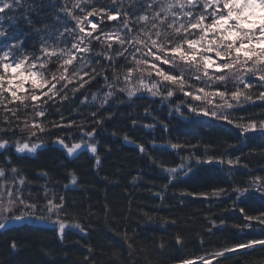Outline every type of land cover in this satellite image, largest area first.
<instances>
[{
	"label": "trees",
	"instance_id": "16d2710c",
	"mask_svg": "<svg viewBox=\"0 0 264 264\" xmlns=\"http://www.w3.org/2000/svg\"><path fill=\"white\" fill-rule=\"evenodd\" d=\"M94 2L105 7L110 4V0ZM64 3L65 0H26L23 8L9 14L15 19L3 20L4 26L12 35L23 39L24 48L29 53L41 55L44 59L46 56L40 53L42 38L50 45V52L55 47L58 53L56 34L64 32L65 27L75 28L77 33L79 31L76 22L59 11ZM147 3L148 0L143 2L122 0V6L132 21H135L137 16L145 14L151 19V11L159 10L157 5H153L152 10H147ZM68 7L71 9V3ZM201 9L202 5L198 6L197 11ZM88 10L90 9L86 11ZM74 11L78 13L79 9ZM175 11L178 26L187 18L179 9ZM207 11L210 12L209 9ZM2 15L4 17V14ZM83 15H86V12ZM57 16L60 17L59 20L56 19ZM25 17L30 18L31 23H28ZM122 19L123 16L117 20L103 19L102 24H97L101 17L87 16L86 21L81 22V26L85 28V33L92 31L95 36L102 27L110 32ZM211 19L208 17L204 21L205 24L211 23ZM88 21L95 22L97 29L93 30ZM144 23L146 22L140 21L139 24L133 23L130 26L136 28ZM45 25H48L49 29L43 33L34 30L44 29ZM65 38L68 41L73 39L67 33H64L61 40ZM195 38H198V35ZM112 39L115 40V37ZM8 43L9 40L0 38V48ZM112 43L114 48L118 47L116 43ZM68 47L70 48V43ZM184 47L186 49L187 45ZM103 50L94 41L93 52L78 54L85 57L84 73L72 77V83H69L61 93L67 94L66 99H61L60 95H57L55 97L57 106L47 105L48 109L55 111L49 113L47 109L46 116L38 119L42 124L56 121L63 125L64 121L59 120L61 117L67 121L72 118L90 130L93 127L91 113L97 112L96 119L103 116L102 124L95 126L93 141L97 146L96 155L100 157V165L96 162L95 156L88 152L76 160H69L65 151L53 146L52 141L56 135L64 137L69 131L73 142H80L81 133L75 127L54 128L51 129L50 135L37 131L30 140L40 143L43 147L39 148L34 156L19 154L15 147H10L7 151L0 149V167H4L6 177L0 178V184L14 189H23L21 180L24 181V188L28 183L37 184L40 188L37 193H26L27 196H24L22 191V197L25 203L35 201L41 206L45 202L46 193L50 196L53 193L65 196L69 215L78 217L79 222L85 225V231L66 229L63 240L58 237L57 229L33 223L0 231V264H182L185 259L198 261L196 258L205 255L206 252L231 247L239 241L264 239L262 231L264 226L257 221H244L239 212V207H244L249 214H258L262 207L260 201L253 197L246 204L233 207V199L230 198L235 196L232 192L235 186H243L256 178H264V138L257 133L249 132L246 135L254 138L242 142L237 138L238 130L226 121H211L199 111H190V104L199 107L206 105L202 101L192 100L191 96H185L176 85L169 84L174 92L172 97L166 99L161 95H157L156 98L149 97L150 93L138 80L140 76L138 72H133L127 81L124 75H121L120 83L116 86L127 90L132 88L136 91L134 98L128 96L127 90L116 91L105 103V95L111 90L108 86L111 83V73L101 72L92 79L85 75V72L91 74L92 68L99 67L97 61L107 68L109 62L95 55L96 52ZM87 57L90 58L89 64ZM51 59L53 63L47 67L56 71L58 67L55 63L56 56L53 55ZM149 59L151 60V57ZM73 62H75L71 65L73 68L81 63L79 59H74ZM120 63H124L122 58ZM161 67L167 69L169 66ZM61 70L63 71L60 69L57 76ZM117 70L121 71L119 68ZM203 71L201 67L198 73L201 76L200 80L188 78L186 75L188 83L184 91L193 95H203L198 92L201 87L205 88V91L216 90L208 85L209 78L203 76ZM71 72L70 69L68 73ZM105 74L110 77L107 82L103 79ZM143 75V83L147 84L149 77L146 72ZM152 75L157 76L154 71ZM211 75L214 73L209 74V77ZM248 77L252 81L251 88L245 89L244 84H239L238 87L245 94H253L251 101L238 105L233 102L230 95L225 97L234 105L233 109H227L226 112H230L232 117H243L244 120L241 122H246L249 118L259 120L262 118L260 114L264 113V101L257 99L259 92L264 89L257 83L258 77ZM47 78L52 81L50 75ZM81 79L88 81L83 87L79 86ZM189 84L193 87H189ZM234 84V81L228 82L227 88L230 92L235 90ZM74 86L76 91H72ZM219 89L225 90L223 86ZM30 94L31 92L27 90L19 96ZM163 95L166 97V92H163ZM4 96L5 102L0 105V128L9 127L7 119L13 122V126L19 127L14 133L0 132V136H5L10 142L24 139L20 129L24 128L27 120L29 128H24V132L30 131V126L35 121L30 112L32 107L25 109L19 101H12L10 95ZM211 98H214L217 104H223L219 96ZM26 103L33 104L30 100ZM102 103L103 107H100ZM180 104L193 114L175 110L177 107L181 109ZM160 105L165 111L156 116L153 114V108ZM10 109L16 110V116H12L11 111H8ZM133 121L136 122L135 125ZM125 135L128 140H125ZM157 143L161 145H156ZM139 144L145 145L149 152L148 156L139 152L137 147ZM172 144L179 147L173 149ZM225 152L228 155L222 156ZM208 155L213 156V163H196L197 159L206 161ZM190 156L189 161L187 158ZM182 157L185 158V163H192L193 172L186 176L182 175L179 180L168 184L169 174L162 171V168L177 167ZM237 157L239 161L235 162ZM221 158L224 160L223 164L215 162ZM229 158L234 161L232 165L227 163ZM6 160H10L11 163L7 164ZM12 167L17 169L15 176L11 171ZM72 174L76 176V183H72ZM165 184L168 185L166 190L163 188ZM220 189H223V192L213 195ZM3 192L4 188L0 187V193ZM18 207L17 214L27 212V209L22 210L23 206ZM38 215L39 212L33 210V214L28 217L36 219ZM55 219L53 217V220ZM246 223H251L253 227L244 229L239 227ZM177 236L181 238L179 244L176 242ZM201 240L204 241L203 246ZM13 241L17 245L15 250L11 248ZM238 252L239 255L231 254V258L222 260L221 264H264V250L259 247ZM212 264H216L215 259Z\"/></svg>",
	"mask_w": 264,
	"mask_h": 264
},
{
	"label": "snow or ice",
	"instance_id": "6c2138e0",
	"mask_svg": "<svg viewBox=\"0 0 264 264\" xmlns=\"http://www.w3.org/2000/svg\"><path fill=\"white\" fill-rule=\"evenodd\" d=\"M143 2V0H142ZM26 0H0V14H4L3 18H0V38L9 40L10 43L0 48V105H3L6 97L5 92L11 91L12 101H19L25 109L32 107L33 114L35 116L44 117L45 109L43 106H37L34 103L29 105L26 101L35 102L40 99V96H47V100H42L41 105H47L49 100L55 103V97L60 95L61 99H66L67 94L63 93V90L67 88L69 83H72V77L76 76L81 69L86 67L85 57L79 56V53H91L93 52V42H97L103 51L96 52V56L105 58L109 63L107 68L105 65H99L98 68H92L91 74L85 72V75H89L92 79L95 75H99L101 72L111 73V83L109 88L111 89L104 98L106 103L108 97L113 96L116 91L124 92L126 88H117L116 86L120 83V76L124 75L125 81L129 80L133 72L140 73L138 80L143 87L155 97L161 95L162 98L172 97L174 92L169 84L178 86V90L183 92L185 96H191L192 100L203 101L206 106H192L189 105V109L192 112H201L204 116L214 117L216 120L226 121L227 124L232 125L234 129L238 130L237 138L242 142L254 137H249L246 134L249 132L257 133L264 138V113H261V119L255 120L249 118L246 122L243 117H232L230 112H226L227 109H233L234 105L229 103L226 96L230 95L233 101L236 103L243 104L252 100V93L245 94L239 87V84H244L245 89H250L252 81H246V76L258 77L257 83L260 84V88L264 89V47H256L253 43L254 38L259 44H264V15H257V10L264 13V0H148L147 10H152L153 5H157L158 11H151V19L149 15H139L135 18V21L129 19L128 12L122 6V0H110L108 7L104 5H97L94 0H65V3L60 7L59 11L64 13L65 16L70 17L76 22V27L79 29L78 33L75 28H64V32L56 34V43L59 45V52L57 53L56 48L53 47L52 51H49L50 45L47 40L42 38V47L40 53L46 58L42 59L41 55L35 53H29L23 45V39L12 35L8 28L4 26V19H15L14 16L9 14L16 12L18 9L24 7ZM71 3V9L68 4ZM202 5V9L197 11L198 6ZM222 6V7H221ZM179 8L180 13L187 19L179 23L177 26V11ZM187 10L185 11V8ZM212 8L211 12H208V8ZM76 9H79L77 13ZM87 9H90L86 11ZM27 9H25V12ZM86 12V15H83ZM115 13V15H113ZM87 16H99L101 20L98 23H103V19L117 20L123 16V19L119 21L118 25L112 28L109 32L106 28H100L98 34L93 35L92 31L85 33V28L81 26L82 21H86ZM171 17V19L169 18ZM211 17V23L205 24L204 21ZM27 22L31 23L30 18H27ZM60 19L59 16L56 17ZM140 21L146 23L139 25V27H132L133 23L139 24ZM66 23V21H65ZM88 23H91L88 21ZM226 26V27H225ZM91 27L93 30L97 29V24L92 23ZM49 29L48 25L44 26V29L35 28L37 33H43ZM189 30H198L189 31ZM209 32H214L215 38L207 41L205 47V40ZM257 32L259 35H257ZM67 33L73 39L68 41L66 38L61 40V37ZM123 33V34H121ZM49 31V35H51ZM198 35V38H190ZM104 39H101V37ZM115 37L114 42L118 47H113L111 41L112 37ZM246 42V43H245ZM70 43V48L68 44ZM185 45L187 48L185 49ZM203 49V52L200 51ZM75 50V51H73ZM108 50H111L109 52ZM215 53V56L223 60V63L217 64L208 53ZM233 52L235 55H233ZM139 53V57H137ZM199 53V59L197 54ZM243 53V58L241 57ZM56 56L55 63L58 65L56 71H52L47 67L48 64L53 63L52 56ZM131 57V60H129ZM151 57V60L149 59ZM121 58L124 63H120ZM74 59L81 61L79 68H73L72 72L68 73V66L73 64ZM251 61V63H249ZM90 63V60L88 61ZM159 62V63H157ZM215 64L217 71L221 72L220 75L209 77L207 69ZM161 65H168L167 69L161 67ZM147 66V67H145ZM203 67V76L208 77L212 81V84H221L224 87V91L217 88L215 91H205V88L201 87L198 89L199 93L203 95H193L191 92L184 91L185 85L188 83V78L194 77L196 80H200L201 76L198 75ZM36 69L33 71V69ZM121 69L118 71L117 69ZM9 69L22 70L23 73L28 74V78H32V93L27 96H17V90L11 89L12 81H7L9 88L5 87V78ZM43 69V71H42ZM60 75L57 76V72ZM155 71L156 75L161 78L160 81H155L149 84L143 83L144 73L147 72L149 78L152 77V72ZM47 73V75H46ZM51 76L52 81L50 82L47 78ZM103 79L109 81V75L105 74ZM64 81L59 89L56 85ZM229 81H234L235 90L229 93L227 85ZM85 81L81 79L80 87H83ZM166 82V83H162ZM50 85V86H49ZM159 85V87H158ZM24 86V80L19 81L18 87L22 89ZM47 86V92L41 91L39 95L36 94V90H42ZM193 87L192 85H188ZM74 86L72 91H76ZM166 92V97L163 95ZM51 93V96H49ZM129 97L135 94L134 90H127ZM219 96L223 100V104H217L212 107L207 105H213L211 97ZM243 97V99H241ZM95 99V97H93ZM257 99L264 101V91H260ZM11 102V101H10ZM103 107V103L100 105ZM179 110V109H178ZM12 116H16V110L10 109ZM93 127L89 130L82 125H77L75 121H70L66 124H60L56 121H49L48 124L35 123L33 122L30 126V131L25 133L24 128H29L27 120H25L24 128L20 131L24 139H18L10 142L5 136H0V149L7 151L10 147H15L17 153H24L27 150L30 153H35L41 144L32 142L31 136H35L37 131L40 133L51 134V129L54 128H68L73 127L81 133L80 142H73L71 131L68 132L67 136L56 135L52 143L60 145L62 149L66 150L65 154L67 157H72L73 154L77 153L78 149L85 145L94 156L97 163L100 161V157L97 154V146L93 142L96 127L101 125L104 119L101 116L96 119L97 112H92ZM7 119V118H6ZM19 119V117H17ZM63 120V117H61ZM9 125L8 128H0V132L7 133L9 131L15 132L18 125L13 126V122L7 119ZM133 121V125H135ZM85 137L91 138L86 140ZM125 140H128L125 135ZM26 141V142H25ZM31 145V146H30ZM138 150L140 153L148 156V149L143 144H139ZM155 147V143H153ZM171 147L176 149L179 147L177 144H172ZM223 155H228L227 152ZM151 159V157L149 156ZM191 160V156L187 158ZM239 161V157L236 158L235 162ZM214 158L212 155H208L207 160L197 159V164L213 163ZM218 163L223 164L224 160L221 158ZM7 164H10V160H6ZM229 165H232L234 161L229 158L227 160ZM12 173H17L15 167L11 168ZM162 171L168 173V184L179 180L182 175L186 176L193 172L192 163H185V158H181V163L177 167L162 168ZM0 178L5 177L4 167H0ZM259 179V183H257ZM72 183H76V176L71 175ZM14 183V181H13ZM21 184L24 181H20ZM0 187L4 188V192L0 193V231L7 230L9 223L21 222L30 214H33V210L39 212L36 219L47 220L57 226L58 237L63 240L66 235V229H79L80 232L85 231V225L79 222L78 217L75 215L70 216L66 207V198L63 195H57L53 193L51 196L47 193L44 196V204L41 206L38 202L25 203L22 197V189H14L12 187H6L0 184ZM168 187L167 184L163 186L164 190ZM223 192V189L217 190L213 195H219ZM235 194L233 199V207H238L241 204H246L250 198L255 197L262 205L258 214H249L244 207H239V212L242 214L244 221H257L260 225L264 226V178H256L251 182L243 186H235L232 189ZM8 197L5 203L4 197ZM159 196L160 194L157 193ZM200 195H205L200 193ZM23 206L27 209V212L17 214L19 207ZM53 217L56 219L53 220ZM174 223V221H173ZM241 229L251 228V223L242 224L239 226ZM211 232V229L208 230ZM264 231V230H262ZM128 237L125 234V239ZM176 242L181 243V238L177 236ZM204 241L201 240V246ZM131 247V245H129ZM17 247L13 241L11 248L15 250ZM163 247V244H161ZM259 247L264 250V239H251L247 241H239L231 247H224L221 250H215L206 252L205 255L199 256L196 259L199 260L200 264H212L215 259L216 264H221L222 260L231 258V254L239 255L238 250H255ZM182 264H196V260L185 259Z\"/></svg>",
	"mask_w": 264,
	"mask_h": 264
},
{
	"label": "rangeland",
	"instance_id": "374dc122",
	"mask_svg": "<svg viewBox=\"0 0 264 264\" xmlns=\"http://www.w3.org/2000/svg\"><path fill=\"white\" fill-rule=\"evenodd\" d=\"M177 9H179L178 7H177ZM187 9V7L185 8V10ZM209 9V11L211 12L212 11V8L210 7V8H208ZM257 15H264V13H261V12H259V10H257ZM178 21V20H177ZM92 23H95V22H91V24ZM205 23V22H204ZM90 24V25H91ZM97 24H98V21H97ZM226 27V26H225ZM193 31H196L197 32V30H193ZM257 35H259L258 34V32H257ZM195 38V37H194ZM215 38V34H214V32H209L208 33V35H207V37H206V40H205V47L207 46V41L208 40H211V39H214ZM260 39H264V37H260ZM112 42H114V39H112L111 40ZM115 43V42H114ZM246 43V42H245ZM253 43L255 44V46L256 47H264V44H259L256 40H255V38H254V41H253ZM118 46V45H117ZM200 51L201 52H203V49H200ZM207 55H209V56H211V58L212 59H214L215 61H216V63L217 64H219L220 63V58H218V57H216L215 56V53L213 52V53H208ZM233 55H235V53L233 52ZM241 55V57L243 58V53H241L240 54ZM197 56L199 57V53L197 54ZM137 57H139V53H137ZM100 59H103L102 57H100ZM86 60H87V62L90 60V58L89 57H87L86 58ZM76 62V61H75ZM75 62H73V64L75 63ZM105 62H108L106 59H105ZM88 64H89V62H88ZM80 67V65L78 66V67H75V68H79ZM73 70V66H71V65H69L68 66V71L69 70ZM36 69L34 68L33 69V71H35ZM84 70H85V67L83 68V69H81L80 71H79V73L78 74H83L84 73ZM17 71H20L19 73H17ZM207 71H208V74H211V73H215V71H217V69H216V66H215V64H213L211 67H209L208 69H207ZM9 73H7L6 74V78H5V87L6 88H9V85H8V83H7V81L10 79L11 81H12V84H11V89H16L17 90V96H19L22 92H25V91H30L31 93H32V78H28V74L27 73H23L22 72V70H9L8 71ZM61 72H62V70H61ZM154 73H155V71H154ZM146 74H147V72H146ZM131 78V77H130ZM74 79H75V77H74ZM249 77L248 76H246L245 77V80L246 81H249ZM20 80H24V86H23V88L22 89H20L19 87H18V85H19V81ZM161 80V78L160 77H158V76H156V77H154L153 75H152V77L151 78H149L148 79V83L147 84H149V83H152V82H155V81H160ZM50 82H55V81H50ZM208 82V81H207ZM62 83H65L64 81H61L60 83H58L57 85H56V88L57 87H60L61 86V84ZM162 83H164V82H162ZM50 86V85H49ZM228 89V91H229V93H230V90H229V88H227ZM47 90H48V88H47V86L44 88V89H42V90H36V94L37 95H39L40 94V92L41 91H44V92H47ZM131 90H133L132 88H131ZM135 91V90H134ZM135 93H136V91H135ZM4 94H8V95H10L11 96V91H8V92H5ZM138 94H139V92H138ZM136 94H134L132 97L134 98V96H135ZM195 95V94H194ZM49 96H51V93H49ZM229 96V95H228ZM227 96V97H228ZM131 97V98H132ZM242 98V97H241ZM11 99H12V97H11ZM48 99V97L47 96H40V99H38L37 101H35V102H33L35 105H37V106H43L44 107V109H45V116H46V111H47V105L49 104V105H51V106H53V107H56L57 105H56V103H53L51 100H49V102H48V104L47 105H41V101L42 100H47ZM55 99V98H54ZM234 103H236V101H233ZM181 105V104H180ZM179 109V110H178ZM175 110H178V111H180L181 113H183V111H186V113L187 114H189V115H192L193 113H191V112H189L188 110H185L184 109V107L181 105V109H180V107H177ZM55 110H52V109H48V112L49 113H53ZM31 113H32V115H33V117H32V119L33 120H35V121H33V122H35V123H41L40 121H38V119H41V117H39V116H35L34 114H33V110H31L30 111ZM177 114H180V113H177ZM195 115V114H194ZM146 118H149V116H146ZM31 119V120H32ZM32 122V123H33ZM31 137H33V136H31ZM31 146V145H30ZM25 153H30V152H28L27 150H25V152L24 153H22V154H25ZM31 154V153H30ZM197 263H200L199 261H197Z\"/></svg>",
	"mask_w": 264,
	"mask_h": 264
},
{
	"label": "bare ground",
	"instance_id": "6f19581e",
	"mask_svg": "<svg viewBox=\"0 0 264 264\" xmlns=\"http://www.w3.org/2000/svg\"><path fill=\"white\" fill-rule=\"evenodd\" d=\"M220 60V63H223L224 61L223 60H221V59H219ZM221 74V72H219V71H215V73H214V75H211L210 77H215V76H218V75H220ZM208 85L209 86H211L212 88H215V89H217V88H220L222 85L221 84H219V83H217V84H212V81L211 80H209L208 79ZM210 99H212L213 100V105H208L209 107H212V106H214V105H217V103H216V100L214 99V98H210ZM203 102V101H202ZM204 103V102H203ZM147 108H151V107H147ZM163 110L165 111V108L162 106V105H160V106H157V107H155V108H153V114H155L156 116H160L162 113H163ZM208 118L211 120V121H215L216 119L214 118V117H211V116H208ZM59 120H61V118L59 119ZM62 121H64V124L65 123H68V122H70V121H73L72 120V118L70 119H68V121L67 120H65V119H63V120H61V122ZM66 121V122H65ZM81 121V120H80ZM77 125H83L82 123L81 124H79L80 122L79 121H77V122H75ZM109 134V133H108ZM108 134H103V135H105V136H107V137H111V135L109 136ZM86 139H88V140H90L88 137H86ZM33 142H35V141H33ZM35 143H38V142H35ZM38 144H40V143H38ZM43 146L41 145L39 148L41 149ZM38 148V149H39ZM57 148H59V149H61V147L59 146V145H57ZM38 149H37V151H38ZM63 151H66V150H64V149H62ZM36 151V152H37ZM36 152L35 153H25V154H28V155H31V156H34L35 154H36ZM88 153H90V152H88ZM19 154H22V153H19ZM87 154V152H85L84 150H81L80 151V154H79V156L78 157H76V158H74L73 160H76V159H78L80 156L82 157V155H86ZM91 155H93L92 153H90ZM137 157V156H136ZM69 160H71V159H69ZM99 165L101 164V161H99V163H98ZM76 181H77V179H76ZM26 188H24V184H22V191H23V195L24 196H27L26 195V193H30V194H33V193H37L38 192V190L40 189L39 188V186L37 185V184H35V183H33L32 185L31 184H29L28 183V185H26L25 186ZM29 191V192H26V191ZM4 200H5V202L7 201V197L5 196L4 197ZM25 201V200H24ZM27 203V202H26ZM22 210H26V208H23ZM21 226H23V225H19V226H14V227H12V228H10V229H13V228H18V227H21Z\"/></svg>",
	"mask_w": 264,
	"mask_h": 264
},
{
	"label": "water",
	"instance_id": "95a60500",
	"mask_svg": "<svg viewBox=\"0 0 264 264\" xmlns=\"http://www.w3.org/2000/svg\"><path fill=\"white\" fill-rule=\"evenodd\" d=\"M59 146H60V145H59ZM60 147H61V146H60ZM61 148H62V147H61ZM81 150H85V147L82 146L81 149H78V150H77V153L73 154V156H72L71 158H75ZM23 222H24V220H22L21 222H15V221H13V222L9 223V225H8V229H10V228H12V227H14V226H19V225L22 224ZM8 229H7V230H8ZM4 231H5V230H4Z\"/></svg>",
	"mask_w": 264,
	"mask_h": 264
}]
</instances>
